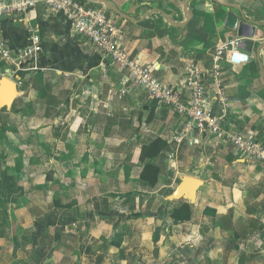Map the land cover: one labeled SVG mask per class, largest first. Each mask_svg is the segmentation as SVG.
<instances>
[{
    "label": "crops",
    "instance_id": "crops-1",
    "mask_svg": "<svg viewBox=\"0 0 264 264\" xmlns=\"http://www.w3.org/2000/svg\"><path fill=\"white\" fill-rule=\"evenodd\" d=\"M77 1L103 10L131 58L182 101L195 69L213 114L214 52L237 40L250 62L219 64L226 129L264 146V0ZM30 30L41 51L16 67L0 60V80L16 91L0 103V264H264L263 167L207 132H183L184 118L138 88L109 100L122 73L62 13L39 5L0 20L12 53L29 46ZM156 139L161 153L141 160ZM149 163L159 171L152 185L141 179ZM184 177L197 187L173 198Z\"/></svg>",
    "mask_w": 264,
    "mask_h": 264
},
{
    "label": "built area",
    "instance_id": "built-area-1",
    "mask_svg": "<svg viewBox=\"0 0 264 264\" xmlns=\"http://www.w3.org/2000/svg\"><path fill=\"white\" fill-rule=\"evenodd\" d=\"M62 13L70 22L73 33L84 38L103 59L109 58L111 65L121 75L118 88L109 90V100H121L138 88L148 94V97L159 106L168 107L186 120L183 132L193 127L199 134L207 132L219 142L231 144L237 153L248 158L254 165H260L264 170V146L256 140L253 132L230 133L226 129L229 101L225 92L220 62L243 66L250 62V57L241 51L239 42L231 40L219 45L212 59L211 73L213 99L220 107L218 114H213L212 101L205 93L201 75L193 68L187 70L181 88L187 97L182 101L179 92L164 84L154 76V67L141 64L131 58L123 48V34L111 19L101 9L86 8L77 0H0V20L24 14L37 6ZM40 38L35 31L30 30L29 46L12 53L0 34V60L8 66H18L25 60L36 56L41 51ZM21 85V82H17ZM183 137L174 138L175 143H181ZM264 258V247L259 248Z\"/></svg>",
    "mask_w": 264,
    "mask_h": 264
},
{
    "label": "water",
    "instance_id": "water-1",
    "mask_svg": "<svg viewBox=\"0 0 264 264\" xmlns=\"http://www.w3.org/2000/svg\"><path fill=\"white\" fill-rule=\"evenodd\" d=\"M108 8L110 10H112L113 12L120 14L119 12H116V10L113 9L111 6H109ZM235 22L236 21H235L234 17H232L231 14H228L227 24L230 27H234V26L237 27V23L235 24ZM245 25H248V24L242 19V21L239 22L240 29L245 30L246 29ZM240 33H241V31H240ZM241 51L246 53L247 55L250 54V52L244 48ZM0 86H3V87L7 86L10 89V95L8 96V98H5L4 96L0 98V103L2 105H8L11 102L12 97L15 96V94H16L15 87L13 86L12 83H10L7 80H0ZM197 185H198V182H196L195 180H193L191 178L184 177L182 179L180 185L177 187L176 191L174 192L173 198H179V197L183 196V194H185V193L188 194L189 196H191L193 193V190L197 187Z\"/></svg>",
    "mask_w": 264,
    "mask_h": 264
},
{
    "label": "trees",
    "instance_id": "trees-1",
    "mask_svg": "<svg viewBox=\"0 0 264 264\" xmlns=\"http://www.w3.org/2000/svg\"><path fill=\"white\" fill-rule=\"evenodd\" d=\"M163 148L164 143L160 139H156L150 144L142 146L140 159H154L161 153ZM158 173L159 171L152 164L149 163L144 167L141 173V179L147 180L148 183L152 185V183L155 182V178ZM54 206L55 208L58 207L57 203H55Z\"/></svg>",
    "mask_w": 264,
    "mask_h": 264
}]
</instances>
